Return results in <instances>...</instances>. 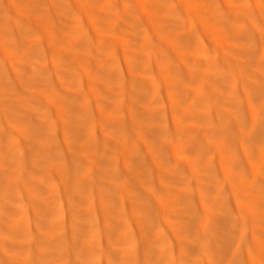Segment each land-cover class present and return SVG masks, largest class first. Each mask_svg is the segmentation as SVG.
Returning a JSON list of instances; mask_svg holds the SVG:
<instances>
[{"label":"bare ground","instance_id":"6f19581e","mask_svg":"<svg viewBox=\"0 0 264 264\" xmlns=\"http://www.w3.org/2000/svg\"><path fill=\"white\" fill-rule=\"evenodd\" d=\"M133 1L75 0L73 3L71 0L67 5L64 3L58 5V0H0V212L11 217L12 209L9 202H13L12 204L19 202L12 188L16 182L15 174L20 169L26 152L16 148L12 137L24 132L32 139L34 145L39 146L41 143L43 150L36 155V158L43 152L45 157L56 153L52 143L49 145L42 140L45 136L43 133L54 127L46 119L38 122L33 120L34 106L31 101L44 100L46 97L41 96L42 91L43 96L46 93L49 96L50 87L60 83L59 80L52 78V75L47 74L48 68L45 65L39 66L37 69L40 72L30 74L25 81L32 86V95L27 99L22 98L18 85L7 79L9 68L6 67L5 59L15 61L11 65L13 72L17 65L29 61L34 54L33 51L37 52V49L45 60L67 63V77L74 80L70 87L80 89V92L71 91L74 101L68 106L67 113L75 118L71 130L74 131L73 136L86 141L85 145H82L84 150L88 149L86 151L92 153L98 150L95 140L98 135L97 130L86 124L91 121L89 117L93 115L90 101L92 92L95 99H100L97 102L100 103V108H103L95 119L101 127V134L107 132L110 125L114 131L121 132V135L125 136L130 132L132 119L120 108L113 106L107 117L108 110L105 105L107 95L95 85L101 84L98 80L102 82L107 80L108 85H101L110 89L107 92V99L110 97L112 100L115 95L113 88L126 86L128 81L114 80L118 71L115 64L118 63L116 57L109 59L104 50L101 53L104 58L103 63H94L86 53L87 47L83 41L89 34L101 33L106 37H113V34H118L120 30L121 36L132 37L142 44L144 53L138 54V57L144 70L151 69L155 64V69L166 70L168 73L166 87L176 89L187 86L188 95L184 97L176 94L167 95V105H164L166 108L149 111L150 118L169 116L171 123L161 129H150L144 138L148 136L160 139L167 136L162 149L167 151L168 158L173 160L178 169L185 174L180 179L182 185H199L197 196L204 206L202 212L208 215L205 219L206 228L217 225L220 228L226 227L230 232H234L232 229H235L242 242H248L255 250V257L252 260L250 258L248 264H264V235L260 237L255 233L258 229L264 232V199L256 198L252 194L256 190L264 189V183L262 187L255 186L257 180L263 178L264 181V165L255 167L251 185L236 182L241 179L239 172L243 169L244 163L243 160L237 159L240 155L238 145L249 146L256 143L257 135L253 133L254 131H248L250 127H258L259 134L264 136V89L262 90L264 85L261 83L262 88L257 93L251 90L252 80L260 82L264 80V69H262L264 68V0ZM53 8L67 13L70 35H63L62 30L58 31L59 37L53 34L51 19L55 14ZM23 10L28 15L20 13ZM106 15L108 17L104 19ZM122 20L125 21L124 27L120 24ZM161 35H170L171 39L165 40L160 37ZM256 44L257 46L260 44L261 47H256ZM162 45L174 50L178 48L184 50L182 53L179 52L176 59L179 66L166 63L175 60L169 58L167 52L157 55L156 48L160 49ZM146 48L149 50L153 48V51L146 52ZM38 56L41 57V54ZM110 60L113 62L111 65ZM79 73L95 74L94 83L89 82L92 87L90 94L84 91L83 82L77 80L78 78L75 79ZM157 84L156 78L150 76V72L149 76L141 77L139 82L146 94L152 95L153 98L158 93V89L155 88ZM253 98L260 103L255 104ZM95 110L98 111L97 108ZM62 111L65 112L64 109ZM6 113L10 114L8 115L10 119H7ZM261 149L256 148L254 153L246 157L252 159L259 157L261 153L258 151ZM149 155L153 158V154ZM61 158L63 159L64 155ZM208 160L210 162H207ZM46 162L54 168L68 172L69 176L64 175V182L69 193L74 189L73 179L83 183L81 174H72L67 167L64 168L57 162L56 156H51ZM16 165L18 169L9 173ZM218 165L223 167L221 172L216 168ZM136 172L137 169L134 168L130 179L140 181L139 173ZM219 174L224 185L231 183L235 190L236 186L240 185L238 194L244 200V204L238 207L237 212L245 222L247 220L248 225L245 222L240 225L238 220L229 216V211L225 209L229 199L222 193L221 184L216 180ZM248 174L244 168V177ZM29 176L30 174L27 173V177ZM112 176L110 174L111 178ZM43 190L45 192L41 195L28 194L34 212L31 223L41 224V237L38 236V240L34 237L33 245L35 248L38 246L40 253L49 252L54 264H62V260H66L67 263L72 251L61 229L64 227L65 219L53 218L50 215L48 219L45 218L47 213L44 211L48 209L49 213L52 212L50 206L53 205V201H49L50 189L43 187ZM218 196L223 200H217ZM92 212L91 203L82 207V215H89ZM230 217L231 220L228 222ZM14 223V231L11 232L15 235L18 232L15 229L21 225L18 220ZM107 224L114 231L107 235L106 243L101 247L107 248L106 259L112 260L114 264H128L138 260L140 250L134 243L131 246L132 234L124 230L121 223L108 220ZM112 235L117 239L110 240ZM92 236L93 246L98 233ZM159 238L158 241L162 244L163 237L160 240ZM114 242L115 244H112ZM32 243L31 240L29 245L32 246ZM84 246L86 249L91 248V243L85 241ZM198 248L202 252L210 251L208 243L200 244ZM142 250L147 251L148 245H144ZM155 254V264H167L169 255L166 249H160ZM19 261L20 264H40L36 256L31 253L6 261L4 264H16ZM152 263L150 260L144 262V264Z\"/></svg>","mask_w":264,"mask_h":264},{"label":"rangeland","instance_id":"374dc122","mask_svg":"<svg viewBox=\"0 0 264 264\" xmlns=\"http://www.w3.org/2000/svg\"><path fill=\"white\" fill-rule=\"evenodd\" d=\"M70 1L58 0L57 3L58 5H67ZM72 1L74 3L75 0ZM132 2L134 1L132 0ZM93 6L96 5L93 4ZM53 9V13H55L51 16L53 34L59 37L58 31L62 30L63 35H70L71 31L66 19L67 13L56 8ZM20 13L28 15L25 10L20 11ZM107 17L108 15L104 16V19ZM120 24L124 27L125 21L122 20ZM35 32L37 34V29ZM38 33L43 34V32ZM113 35V37H106L101 33L89 34L83 43L87 47L86 53L94 63H103L104 58L101 53L104 50H106L109 59L112 60L113 57L118 59V63H115L118 71L114 80L128 81L127 85L113 88L115 95L112 100L110 97L107 99V92L110 90L104 86L108 85L107 80L105 82L98 80L104 85L96 84L95 87L107 95L105 104L108 110L107 117L113 106L120 108L132 119V122L129 126L130 132L125 136H122L121 132L114 131L110 125L108 131L101 134V127L95 119L98 112H102L103 108H100V103L97 102L100 99H95L93 92L90 94L92 87L89 82L94 83L95 74L79 73L75 79L78 78L77 80L83 82V89L86 94H90L92 104L93 115L89 117L91 121L86 124L91 125L92 128L95 127L98 133L97 138H95L98 150L92 153L86 151L88 150L86 148L84 150L83 146L86 141L83 139L85 141L83 142L82 139L73 136L74 131L71 130L75 123V118L67 114L69 112L68 106L74 101L71 91L80 92V89L70 87L74 80L67 77V63L58 60H45L40 50L37 49V52L33 51L34 54L29 61H24L23 65H17L13 72L11 65L15 61L5 59L6 67L9 68L7 79L18 85L22 98L27 99L32 95L33 88L30 83L26 84L25 81L28 80L30 74L40 72L37 69L39 66L45 65L48 68L47 74L52 75V78L59 80L60 83L50 87L49 96L47 93L43 96L42 91L41 96L46 97L44 100L38 102V100L32 99L31 101L34 106L33 120L38 122L46 119L54 127L43 133L45 136L42 137V140L49 145L52 143L56 153L45 157L43 152L36 158V155L43 150L41 143L39 146L34 145L32 139L24 132L12 137L16 148L26 152L24 154L26 157L22 160V165L15 174L16 182L12 188L13 194L19 202L12 204L13 202L6 201L11 203V217L9 214L3 215L0 212V264L9 262L11 259H18L26 253L35 255L40 264H54L49 252L40 253L38 246L35 248L33 245L34 237L37 240L38 236L41 237V224L31 223L34 212L28 194L41 195L45 192L43 187L50 189L49 201H53V205L50 206L51 214L48 209L44 211L47 214L43 212L45 218L48 219L50 215L53 218L64 217L65 219L64 227L61 229L67 237L69 242L67 245L72 251V255L67 263L66 260H62V264H114L112 260L106 259L107 248H101L106 243L107 235L114 231L107 224L108 220L121 223L122 228L133 236V241L132 239L130 241L131 246L134 243L140 250V258L128 264H144L146 260L155 264V252L160 249H166L168 252L167 264L250 263V258L252 260L255 257V250L248 242H242L243 240L235 232V229H232L234 232H230L226 227L220 228L217 225L216 227H208L209 229L206 228L205 219L208 215L206 212H202L204 206L201 205L197 196L199 185H192L194 187L188 184L182 185L180 179L185 174L178 169L173 160L168 158L167 151L162 149L167 136L165 135L160 139L148 136L144 138L150 129H161V127L171 123L169 116L168 118L166 116L164 118H150L149 111L162 110L164 105H167V95L176 94L179 97L188 95L187 86H180L176 89L166 87L168 86L166 70L155 69V64L149 70L143 69L138 57V54L144 53L142 44L132 37L121 36L120 30L118 34ZM160 37L165 40L171 39L170 35H161ZM257 45L256 47H261L260 44ZM159 48H156L157 55L167 52L166 54H169L167 56L175 60L166 63L179 66L176 59H178L179 52L184 51L183 49L174 50V48L166 45ZM151 50L153 51V48L150 50L146 48V52ZM40 54L41 57L38 56ZM111 60L110 65L113 63ZM16 61L20 62V60ZM166 66L170 67L169 65ZM149 72L150 76L155 77L158 82L155 86L158 93L154 98L152 95L148 96L145 89L139 85L141 77L149 76ZM15 73L17 74L15 75ZM263 81L252 80L251 90L256 93L259 92L262 88L261 83L264 85ZM189 101H191L190 98ZM253 101L255 102L256 99L253 98ZM66 110L68 111L66 112ZM8 115L10 114H5L7 119H10ZM248 131H254L253 133L257 135V141L249 146L238 145L240 155L237 159L243 160V169L245 168L249 174L244 177L243 169L240 170L241 179L236 182L251 185L254 178L252 172L255 171V167L264 165V136L259 134L258 127H250ZM233 135L236 134L233 133ZM256 148H262L258 151L261 153L259 157L254 159L246 157L248 154L250 156V153H254ZM149 154H153V158ZM62 155H64L63 159L61 158ZM51 156H56L57 162L64 168L67 167L72 174H81L83 183L73 179L74 189L69 193L64 182V175H68V172L47 164L46 160H49ZM134 168L137 169L136 173H139L138 179L140 181L130 179ZM216 168L221 172L223 167L218 165ZM17 169L18 166L16 165L9 173ZM27 173L30 174L29 177H27ZM110 174L113 175V178L110 177ZM220 176L221 174L217 175L216 180L221 184L222 193L229 199L225 209L229 211V216L231 215L233 219L236 218L241 225L245 221L237 212L238 207L244 204V200L238 194L240 185L236 186L235 190L231 183L224 185ZM84 179L86 180L85 183ZM262 179L257 180L255 186L262 187L264 183ZM191 190L194 192H190ZM252 194L256 198L264 199V189L256 190ZM217 200L222 201L223 199L218 196ZM88 203H91L93 212L89 215H82V207ZM16 220L21 226L15 229L18 232L14 235V232L11 231H14ZM209 224L211 225V223ZM97 233L98 238L92 246V235ZM255 233L260 237L264 235L261 229L255 230ZM159 237H163L162 244L158 241ZM115 239L117 237L114 235L110 238V240ZM31 240L33 241L32 246L29 245ZM85 241L91 243V248H85ZM205 243L209 244L210 251L202 252L198 246ZM144 245H148L147 251L142 250ZM16 264H20V261Z\"/></svg>","mask_w":264,"mask_h":264}]
</instances>
